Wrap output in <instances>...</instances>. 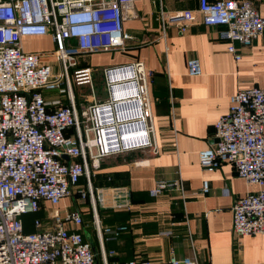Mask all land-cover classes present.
<instances>
[{
    "label": "built area",
    "instance_id": "2783aa9c",
    "mask_svg": "<svg viewBox=\"0 0 264 264\" xmlns=\"http://www.w3.org/2000/svg\"><path fill=\"white\" fill-rule=\"evenodd\" d=\"M144 1L0 0V264H152L111 262L116 252L106 243L119 240L129 229L103 222L99 208L104 196L93 185L105 158L159 153L149 93L152 71L138 61L103 67L107 98L100 99L93 69L83 65V58L101 52H127L133 37L123 24L134 5ZM199 7L202 23L223 27L219 35L224 40L252 47L264 36V17L249 2L200 0ZM166 17L163 12L164 34ZM189 27L179 25V32ZM48 36L56 44L53 52L25 51V39ZM229 52L242 58L234 45ZM46 56L55 58L59 70L42 62ZM201 74L200 60L190 58L188 75ZM84 86L91 99L80 105L74 89ZM44 91L58 96L49 101ZM170 100L173 109L172 92ZM215 137L218 143L198 154L201 168L211 172L229 163L238 177L258 186L232 207L233 235L239 244L244 237L264 235V88L239 90L231 98L230 111L215 123ZM83 181L77 195L88 201L91 222L85 221L87 209L63 215L57 208ZM179 186L159 181L149 195L160 197ZM208 191L205 181L203 193ZM40 211L47 219L36 218L34 231L25 232L24 214ZM89 228L100 247L99 260L96 239L92 241L90 233L86 237ZM168 262L198 264L177 258L174 251Z\"/></svg>",
    "mask_w": 264,
    "mask_h": 264
},
{
    "label": "crops",
    "instance_id": "0c3cea01",
    "mask_svg": "<svg viewBox=\"0 0 264 264\" xmlns=\"http://www.w3.org/2000/svg\"><path fill=\"white\" fill-rule=\"evenodd\" d=\"M236 1L249 2L264 17V0ZM199 2L136 3L131 18L123 24L133 37L124 56L115 59L111 52L91 56L104 58L105 63L98 64L104 67L138 61L152 71L149 93L159 153L136 151L105 158L93 178L94 187L104 196L99 208L103 222L109 226L127 225L129 229L119 240L106 243L108 250L116 252L113 263L134 260L168 264L174 251L177 258H192L198 264H264V235L244 237L237 244L232 227L234 203L257 192L258 186L238 177L229 163L209 172L198 160L201 151L218 143L215 123L230 111L231 98L239 90L264 88V36L252 47L220 38L223 27L202 23ZM163 12L167 14L165 34ZM184 24L190 27L181 34L178 26ZM23 45L28 53L56 49L51 36L27 38ZM232 45L241 55L240 60L229 52ZM91 57L83 58V65L91 67ZM49 58L42 62L57 64L47 61ZM190 58L200 60L201 76L188 75ZM74 92L78 104L89 103L90 95L80 101ZM44 96L50 101L58 95L54 92ZM159 181L178 182L180 186L152 198L149 192ZM205 181L209 182V191L203 193ZM84 184L73 188L70 198L57 206L63 215L66 210L87 209L83 205L88 201L84 203L77 195ZM37 214L47 219L44 211ZM83 214L86 222L92 221L89 208ZM168 232L172 235H165ZM89 233L95 238L89 228L87 239ZM95 239L93 247L99 260L100 247Z\"/></svg>",
    "mask_w": 264,
    "mask_h": 264
},
{
    "label": "rangeland",
    "instance_id": "374dc122",
    "mask_svg": "<svg viewBox=\"0 0 264 264\" xmlns=\"http://www.w3.org/2000/svg\"><path fill=\"white\" fill-rule=\"evenodd\" d=\"M51 50V49H49ZM49 50H47L46 52H49ZM110 55L117 59V56H121L123 57L124 55H122L120 52L117 53H110ZM45 58H48L47 56ZM54 57H50L49 59H47V61H52L54 60L57 64L54 65L55 69L59 70V66H58V62L55 60ZM105 59L101 58L100 60L91 57V67L93 68V76L95 77V93L98 95V97L100 99H106L107 98V94H106V89H105V82H104V78L102 77V70H103V64L98 65L100 62L105 63ZM76 94L78 95V98L80 101L84 100V97L88 94L90 95V89L87 86L84 87H76L75 88ZM50 93H54V91H50V92H46L44 91L43 94H50ZM84 182V181H83ZM85 183V182H84ZM88 206V203L83 205V207ZM36 218H40L43 220H46L45 217L43 215L40 214H32V213H27L24 214L23 216V221H24V226H25V232L27 233H32L34 231L33 229V223L36 220ZM91 233V232H90ZM92 239H95L94 237Z\"/></svg>",
    "mask_w": 264,
    "mask_h": 264
},
{
    "label": "water",
    "instance_id": "95a60500",
    "mask_svg": "<svg viewBox=\"0 0 264 264\" xmlns=\"http://www.w3.org/2000/svg\"><path fill=\"white\" fill-rule=\"evenodd\" d=\"M64 159H65V160H68V158H67L66 156H64ZM94 251H95V253H97V250H96L95 247H94Z\"/></svg>",
    "mask_w": 264,
    "mask_h": 264
},
{
    "label": "bare ground",
    "instance_id": "6f19581e",
    "mask_svg": "<svg viewBox=\"0 0 264 264\" xmlns=\"http://www.w3.org/2000/svg\"><path fill=\"white\" fill-rule=\"evenodd\" d=\"M131 75H132V71H131Z\"/></svg>",
    "mask_w": 264,
    "mask_h": 264
},
{
    "label": "trees",
    "instance_id": "16d2710c",
    "mask_svg": "<svg viewBox=\"0 0 264 264\" xmlns=\"http://www.w3.org/2000/svg\"><path fill=\"white\" fill-rule=\"evenodd\" d=\"M94 182V181H93Z\"/></svg>",
    "mask_w": 264,
    "mask_h": 264
}]
</instances>
